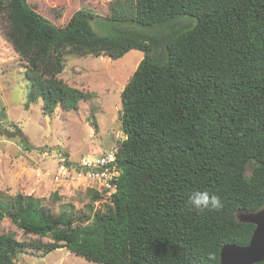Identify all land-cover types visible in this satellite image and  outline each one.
<instances>
[{
    "label": "trees",
    "instance_id": "16d2710c",
    "mask_svg": "<svg viewBox=\"0 0 264 264\" xmlns=\"http://www.w3.org/2000/svg\"><path fill=\"white\" fill-rule=\"evenodd\" d=\"M107 8L78 7L59 23L31 0H0L1 32L32 83L26 106L41 98L46 114L96 97L59 76L68 55L144 53L121 93L125 137L110 202L87 215L58 192L0 189V264L60 245L100 264H220L223 245H247L254 232L238 213L264 207V0H109ZM96 17L115 33L97 31ZM0 133L30 149L17 124ZM195 189L219 195L222 210L189 206ZM5 217L51 241L18 240L2 231Z\"/></svg>",
    "mask_w": 264,
    "mask_h": 264
},
{
    "label": "rangeland",
    "instance_id": "374dc122",
    "mask_svg": "<svg viewBox=\"0 0 264 264\" xmlns=\"http://www.w3.org/2000/svg\"><path fill=\"white\" fill-rule=\"evenodd\" d=\"M31 2L42 14L63 23L78 7L108 14L109 0ZM91 23L100 33H115L102 18L96 17ZM3 27L0 24V125L17 124L30 149L25 147L20 136L8 137L0 133V189L9 194L25 193L47 199L58 192L62 201L73 203L77 210L87 215L93 214L91 205L94 210L104 209L106 202H110L108 194L99 190L98 183L86 173L77 172V164L82 156L118 146L125 137L120 120L121 93L144 53L132 49L118 59L68 55L66 68L59 76L74 86L96 92V97L81 101L78 109L65 111L60 106L54 113L46 114L41 98L26 106L32 85L26 75L28 67L5 39L1 32ZM66 159L72 161L68 164L69 172L57 178L59 162ZM251 171L252 165H248L246 173L249 175ZM91 188L97 189L102 197L94 199ZM1 228L3 232H13L21 241H51L48 236L24 232L8 217L2 220ZM17 264L100 263L89 261L60 245L49 252L43 248L23 250L18 254Z\"/></svg>",
    "mask_w": 264,
    "mask_h": 264
},
{
    "label": "built area",
    "instance_id": "2783aa9c",
    "mask_svg": "<svg viewBox=\"0 0 264 264\" xmlns=\"http://www.w3.org/2000/svg\"><path fill=\"white\" fill-rule=\"evenodd\" d=\"M118 146L104 149L102 152L82 156L77 164V172L86 173L91 179L98 183V188L105 191L108 196L116 190L115 181L120 175L117 165ZM47 154V152H46ZM69 172L68 163L65 160L59 162L57 178Z\"/></svg>",
    "mask_w": 264,
    "mask_h": 264
},
{
    "label": "water",
    "instance_id": "95a60500",
    "mask_svg": "<svg viewBox=\"0 0 264 264\" xmlns=\"http://www.w3.org/2000/svg\"><path fill=\"white\" fill-rule=\"evenodd\" d=\"M238 220L255 224L251 240L247 245L236 243L223 245L220 264H253L264 260V207L255 211L240 212Z\"/></svg>",
    "mask_w": 264,
    "mask_h": 264
},
{
    "label": "clouds",
    "instance_id": "9594fccd",
    "mask_svg": "<svg viewBox=\"0 0 264 264\" xmlns=\"http://www.w3.org/2000/svg\"><path fill=\"white\" fill-rule=\"evenodd\" d=\"M187 203L197 211H220L223 208L221 197L207 190H193L189 194Z\"/></svg>",
    "mask_w": 264,
    "mask_h": 264
},
{
    "label": "crops",
    "instance_id": "0c3cea01",
    "mask_svg": "<svg viewBox=\"0 0 264 264\" xmlns=\"http://www.w3.org/2000/svg\"><path fill=\"white\" fill-rule=\"evenodd\" d=\"M74 84V83H73Z\"/></svg>",
    "mask_w": 264,
    "mask_h": 264
}]
</instances>
